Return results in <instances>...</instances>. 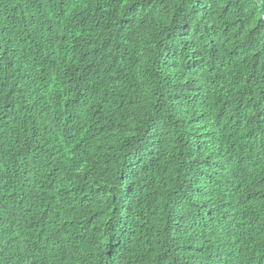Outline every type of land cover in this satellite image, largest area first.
Listing matches in <instances>:
<instances>
[{"label":"trees","instance_id":"16d2710c","mask_svg":"<svg viewBox=\"0 0 264 264\" xmlns=\"http://www.w3.org/2000/svg\"><path fill=\"white\" fill-rule=\"evenodd\" d=\"M264 264V7L0 0V264Z\"/></svg>","mask_w":264,"mask_h":264},{"label":"snow or ice","instance_id":"6c2138e0","mask_svg":"<svg viewBox=\"0 0 264 264\" xmlns=\"http://www.w3.org/2000/svg\"><path fill=\"white\" fill-rule=\"evenodd\" d=\"M125 2L127 3V0ZM255 3L260 7H264V0H255ZM161 264H163V261H161Z\"/></svg>","mask_w":264,"mask_h":264}]
</instances>
